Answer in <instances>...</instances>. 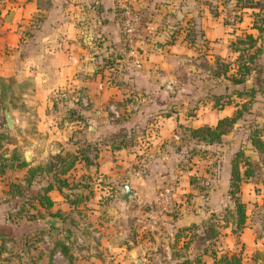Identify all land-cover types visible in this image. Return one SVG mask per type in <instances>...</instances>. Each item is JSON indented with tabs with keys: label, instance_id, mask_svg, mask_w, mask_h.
Instances as JSON below:
<instances>
[{
	"label": "crops",
	"instance_id": "crops-1",
	"mask_svg": "<svg viewBox=\"0 0 264 264\" xmlns=\"http://www.w3.org/2000/svg\"><path fill=\"white\" fill-rule=\"evenodd\" d=\"M126 1L141 27L154 28L139 67L126 53L116 0H0V86L9 89L6 96L24 120L14 127L17 116L11 117L6 131L16 137L3 147L5 155L14 149L26 163L0 174V264H18L26 249V264H55V238L67 247L70 264H212L215 259V240L208 256V241L199 237L206 214L215 212V189L195 193L193 205L177 197L154 227L139 220L154 212L161 179L176 172L171 162L176 154L165 140H178L194 110L202 118L215 115L212 101L205 112L196 95L189 97L193 82L175 85L170 71L182 65L170 50L185 55L189 35L214 39L221 14H209L206 0ZM193 100L196 109L187 106ZM24 137L33 146L27 148ZM65 150L76 152L78 161L66 175L67 187L46 191L51 205L44 207L36 195L51 177L41 172L24 187L26 169ZM10 183L25 188L21 196L9 194ZM122 183L133 190L127 206L120 199ZM28 193L34 199L29 204ZM65 196L78 200L70 203ZM17 199H22L18 205ZM30 213L36 216L27 220ZM48 216L62 221L55 232L41 223ZM230 243L222 246L230 249ZM157 246L161 253H150Z\"/></svg>",
	"mask_w": 264,
	"mask_h": 264
},
{
	"label": "rangeland",
	"instance_id": "rangeland-1",
	"mask_svg": "<svg viewBox=\"0 0 264 264\" xmlns=\"http://www.w3.org/2000/svg\"><path fill=\"white\" fill-rule=\"evenodd\" d=\"M206 1H209L210 6L214 5L211 8L206 5L209 14H212V12H215V16H217V13L221 14L218 21L215 19V34H217L215 38L208 40L207 38L189 35L186 38L188 49L185 55L179 56L175 54V50H170L172 59L182 65L179 68L176 64V68L170 71L172 78H175V85L182 84L190 87L191 82H193L196 87L194 86L195 89H191L188 95L189 97L196 95L197 100L201 101L205 112L209 110V100L214 102L215 96V115H205L202 118L200 114L197 116V112L194 110L192 115L195 117L189 118L186 123L192 125L193 123L203 122V124L211 125L218 117L233 113L235 109L233 106L234 101L242 102L244 109H242L241 116L236 123L213 142L208 138L204 141L191 138L187 131L182 133V130L179 134H176L178 140L175 143L172 138H170L171 140L166 139L165 145L168 146L167 148L171 152L176 154L175 158L171 159L176 172L170 176H164L157 189L163 184L180 180L181 182L176 187L172 199L173 205L176 203L175 199L181 196L183 202L186 201L189 205H193L195 193L204 196L208 191L215 189V212H208L207 216L205 215L206 217L202 221V229L205 232H202V234L200 232L199 236L208 241V244H205L210 249L208 256L212 254L213 243L211 244V241L214 239L216 258L222 255H233L232 257L238 259L241 264H264V152H257L252 147L249 139L250 135L253 134L264 143V32L260 36H256L255 30L250 28L251 19H254L252 11H258L260 15L264 16V0H251V2L245 3L242 9V20H237V15L227 13L231 3H233L232 0H228L229 2L223 0ZM227 15H229L228 18ZM224 20L226 21L225 24L223 23ZM245 33H251L255 37L254 47L259 49L254 61L251 63L252 70L246 76L245 83L243 81L240 84H235L222 76L213 77V72L217 70V62L222 65L227 62L234 64L233 60L237 57L239 51L233 52L231 46H229V41H233L236 37H242ZM145 52L142 53L143 59L144 56L147 57ZM250 52H252V49ZM246 55L244 54L243 57H246ZM248 87H252L254 93L249 94ZM216 97L220 99H216ZM229 99L233 101L230 104ZM216 101L220 103V108L217 107ZM196 102L195 100L188 101L187 106L196 109ZM16 105L7 96L0 101L2 108L5 106L9 108L7 111L10 117L17 116L14 127H18L24 121L18 117V106ZM0 133L6 135V138L2 140L4 144H9V140L11 141L12 138L16 137L13 134H11L13 137L10 136L6 131L2 114H0ZM41 136L47 138V135L41 134ZM20 137L22 135H18L17 139L21 145L23 141ZM29 139L24 137V142L26 141L28 144L26 145L27 148L33 146V140ZM239 150L248 159L251 171L247 178L240 181L239 192L236 194L238 200L244 205L245 219L241 228L236 227L234 224L236 218L234 201L227 192L231 161L235 157L236 151ZM237 161L239 171L242 172L244 169L243 162L242 160ZM25 198H27L28 204L31 200H34L29 193L26 194ZM21 200L17 199L14 203L18 205ZM31 214L34 217L36 216L34 213ZM208 226L215 233L214 236L205 239L211 234L206 229ZM35 236L36 234H32L30 237ZM141 236H144L145 240L155 241L151 235L141 234ZM244 240H247L248 245L244 244ZM229 242H231L230 245H233L230 249L222 246L228 245ZM32 245L33 242H30L28 247ZM161 251V247L158 248L157 246L150 253L158 255ZM148 252L149 250L145 252L146 259L150 258L147 255ZM33 254H37V249L34 248ZM22 256L26 259L24 262L28 263L30 259L29 250L26 249ZM145 264L154 263L145 261Z\"/></svg>",
	"mask_w": 264,
	"mask_h": 264
},
{
	"label": "trees",
	"instance_id": "trees-1",
	"mask_svg": "<svg viewBox=\"0 0 264 264\" xmlns=\"http://www.w3.org/2000/svg\"><path fill=\"white\" fill-rule=\"evenodd\" d=\"M224 2H229L228 0H223ZM233 3H231L229 11L227 13H232L233 15H237V20H242V9L245 6V3L251 2V0H232ZM130 4V3H129ZM131 5V4H130ZM251 5V4H250ZM252 14L254 16V19H251V25L250 28L254 29L256 32V36H260L262 32H264V16L260 15L258 11H252ZM120 15V12H119ZM232 15V16H233ZM229 15H227V18ZM121 19V16H120ZM225 20L223 23L225 24ZM255 37L251 33H245L242 37H236L233 41H229V46H231V50L239 51L237 57L233 60L234 64H231L230 62L224 63L223 65L217 62V70L213 72V77L215 76H222L224 79H227L229 82L240 84L244 81H246V76H248L251 73L252 65L251 63L254 61L256 54L258 53V48L254 47ZM252 49V52L249 53V51ZM244 54H247L246 57H243ZM251 93H254V89L252 87H248ZM6 92H9V89L7 90L5 86H0V101L6 97ZM216 99H220L219 97H216ZM229 104L233 101H230ZM226 102V103H228ZM242 102L234 101L233 106L235 107L233 113L231 115L222 116L216 119L214 124L211 125H200L196 127H191V125L183 124L182 133L187 131V133L190 135L191 138L199 139L200 141H204L208 138L210 141H215L220 138L221 135L226 133L239 119L242 113V109H244V106ZM217 107L220 108V103L216 101ZM213 106L215 107V96H214V102ZM7 107H1L0 106V114L3 113V110ZM6 138V135L4 133H0V174H3L6 169L9 168H23L26 166V163L21 158V155L19 152L15 151L14 149L11 150L7 155L6 148L3 147V139ZM250 143L252 147L257 152H264V143L262 140H260L259 137H256L255 135L251 134L250 137ZM10 142V140H9ZM86 160V159H85ZM242 160L244 169L242 172L239 171L238 168V161ZM78 161V155L76 152L73 151H61L54 155L52 160H49L44 165H36L32 167H28L26 169L25 177H24V187H28L34 177L38 174H41V172H44L45 174L50 175L51 181L43 187V193H39L36 195V199L44 207H48L51 205V201L46 195V191L51 189L54 185L56 189L61 190V188L67 187V174L74 168L75 163ZM249 161L243 156L242 151H236L235 157L231 161V168L229 171V189L228 194L231 198H233L234 206H235V221L234 224L236 227L241 228L244 219H245V213H244V205L241 201L238 200L237 195L239 192V183L240 181H243L245 178H247L251 171L249 169ZM23 186L19 183H10L9 188V194L11 196H21L24 192L25 188H22ZM66 200H69L70 203H76L78 200L76 199H68L67 196H65ZM25 218L27 220H31L34 218V216L30 214H26ZM206 229L211 233L209 237H205V239L210 238L211 236H214V230L208 226ZM205 232V230L203 231ZM68 234V232H67ZM69 235V234H68ZM54 248L61 251L63 256L66 258V250L67 247L64 245L63 241H61L58 238H55ZM28 247V246H26ZM24 253V252H23ZM222 255L217 256L213 260L212 264H241L238 259ZM237 257V256H236ZM18 264H26L24 261H26L23 256L19 255L18 258ZM178 264H184V262H180Z\"/></svg>",
	"mask_w": 264,
	"mask_h": 264
},
{
	"label": "built area",
	"instance_id": "built-area-1",
	"mask_svg": "<svg viewBox=\"0 0 264 264\" xmlns=\"http://www.w3.org/2000/svg\"><path fill=\"white\" fill-rule=\"evenodd\" d=\"M121 16V30L126 53L135 67H139L143 59L148 38L153 34L154 28L150 25L141 27L133 7L126 0H116ZM180 180L161 185L155 192L154 212L146 214L139 222L146 221L150 227L156 226L157 222L166 213L172 211V199ZM55 264H70L60 250L54 249L51 254Z\"/></svg>",
	"mask_w": 264,
	"mask_h": 264
},
{
	"label": "water",
	"instance_id": "water-1",
	"mask_svg": "<svg viewBox=\"0 0 264 264\" xmlns=\"http://www.w3.org/2000/svg\"><path fill=\"white\" fill-rule=\"evenodd\" d=\"M3 117L7 128L11 129L13 124V119L9 116V112L6 109L3 110ZM24 158L26 161H29L28 154H25ZM120 188H121L120 199L123 202V204L127 206L129 204V201L133 197V190L126 183L120 184ZM41 223L47 227H51L52 231L55 232L56 228H58L61 225L62 221L57 217L48 216L45 219H43ZM136 263L139 264L138 261Z\"/></svg>",
	"mask_w": 264,
	"mask_h": 264
}]
</instances>
